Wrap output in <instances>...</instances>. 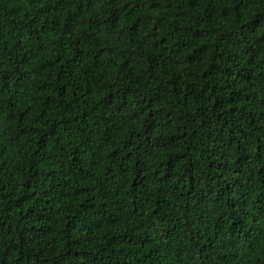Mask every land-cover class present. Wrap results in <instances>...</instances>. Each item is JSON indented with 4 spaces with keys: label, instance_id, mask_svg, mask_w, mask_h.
I'll list each match as a JSON object with an SVG mask.
<instances>
[{
    "label": "trees",
    "instance_id": "trees-1",
    "mask_svg": "<svg viewBox=\"0 0 264 264\" xmlns=\"http://www.w3.org/2000/svg\"><path fill=\"white\" fill-rule=\"evenodd\" d=\"M0 264H264V0H0Z\"/></svg>",
    "mask_w": 264,
    "mask_h": 264
}]
</instances>
